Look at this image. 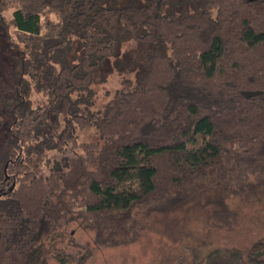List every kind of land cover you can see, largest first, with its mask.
<instances>
[{"label": "trees", "instance_id": "16d2710c", "mask_svg": "<svg viewBox=\"0 0 264 264\" xmlns=\"http://www.w3.org/2000/svg\"><path fill=\"white\" fill-rule=\"evenodd\" d=\"M8 8L22 38L0 92V264H85L134 242L141 209L195 214L209 236L264 201V0H0L1 19ZM123 43L141 65L98 101L94 72ZM232 254L209 257L264 264V238Z\"/></svg>", "mask_w": 264, "mask_h": 264}, {"label": "rangeland", "instance_id": "374dc122", "mask_svg": "<svg viewBox=\"0 0 264 264\" xmlns=\"http://www.w3.org/2000/svg\"><path fill=\"white\" fill-rule=\"evenodd\" d=\"M128 1L131 0H116L120 4ZM11 14L12 8H8L3 13V18H0V78L3 80L0 92L3 85L12 83L11 69L6 60L15 44L20 43L19 37L22 38L13 25L9 26L8 30L5 29L4 23L10 22ZM9 41L15 42L11 50L7 46ZM140 53L142 50L135 45L129 46L123 43L114 57L106 60L94 72L93 86L96 88V100L103 101L116 91L123 79L128 76L122 69L134 66L138 69L141 65ZM31 84L30 99L35 106L45 101L46 95L35 87L37 85L34 81ZM4 116L0 111L1 124ZM4 130L2 124L0 137ZM2 139H0V154L4 149ZM151 212L148 209H141L138 212L142 220V232L134 242L118 246L94 247L92 255L85 264H213L209 253L214 249L218 251L220 249L222 253L229 255L237 250L239 252L232 255L242 256V252L245 253L255 241L264 238V201L254 206L243 205L241 222L234 229L211 228L209 236L204 235L207 230L201 228L203 223L195 214L181 219L177 225H174L170 224L171 218L166 220L165 217ZM184 232H191L192 237L184 238L181 236ZM74 234L81 241L93 246L92 232L76 228ZM195 238H200L202 242L199 243ZM204 242L207 245H204ZM236 261V264H245L242 257L237 258Z\"/></svg>", "mask_w": 264, "mask_h": 264}]
</instances>
